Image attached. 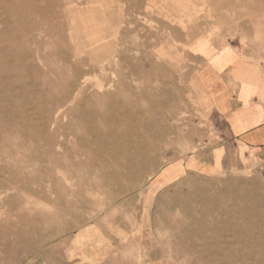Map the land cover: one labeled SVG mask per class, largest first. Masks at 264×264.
Masks as SVG:
<instances>
[{
	"label": "rangeland",
	"instance_id": "1",
	"mask_svg": "<svg viewBox=\"0 0 264 264\" xmlns=\"http://www.w3.org/2000/svg\"><path fill=\"white\" fill-rule=\"evenodd\" d=\"M172 3L0 0V264H264V170L185 164L221 13Z\"/></svg>",
	"mask_w": 264,
	"mask_h": 264
},
{
	"label": "crops",
	"instance_id": "2",
	"mask_svg": "<svg viewBox=\"0 0 264 264\" xmlns=\"http://www.w3.org/2000/svg\"><path fill=\"white\" fill-rule=\"evenodd\" d=\"M173 0L168 11H216L190 25L183 39H203L194 73L204 122L203 140L186 166L197 173L254 166L264 170V0ZM200 5L204 9L198 8ZM226 13V14H225ZM173 39H182L180 33ZM197 43V41L195 42Z\"/></svg>",
	"mask_w": 264,
	"mask_h": 264
}]
</instances>
